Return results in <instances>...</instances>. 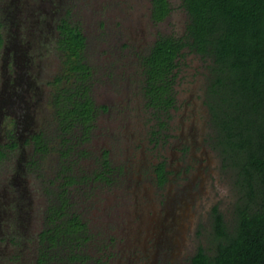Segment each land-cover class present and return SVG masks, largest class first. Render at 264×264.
<instances>
[{
	"label": "rangeland",
	"instance_id": "obj_1",
	"mask_svg": "<svg viewBox=\"0 0 264 264\" xmlns=\"http://www.w3.org/2000/svg\"><path fill=\"white\" fill-rule=\"evenodd\" d=\"M99 1L67 0L73 21L87 35L85 57L94 70L95 102L109 106L95 119L89 158L80 170L94 173L101 149L110 150L111 165L119 167L114 183L92 180L89 188L85 185L73 192V203L91 217L90 263L97 258L105 264H188L199 248L212 252L213 209L230 224L242 197L235 170L214 147L203 103L205 64L188 51L173 86L174 107L169 113L155 114L147 106L135 55L144 53L159 34L182 35L187 16L174 6L177 0L159 24L149 20L147 0H133L125 19L118 5L107 12ZM98 21L105 26L100 28ZM41 50L42 64L49 67L54 56L50 50ZM127 70L132 73L124 74ZM159 119L165 121L163 128L158 127ZM15 159L11 155L0 162V171ZM55 160L54 152L47 153L38 163V174L25 179L31 191L25 192L27 201L38 205L36 211L53 197L50 192L41 197L39 190L57 169ZM161 162L167 171L163 183L154 173ZM108 236L115 242L106 259L96 247L107 242Z\"/></svg>",
	"mask_w": 264,
	"mask_h": 264
},
{
	"label": "trees",
	"instance_id": "obj_2",
	"mask_svg": "<svg viewBox=\"0 0 264 264\" xmlns=\"http://www.w3.org/2000/svg\"><path fill=\"white\" fill-rule=\"evenodd\" d=\"M179 1L187 16L183 34H159L140 57L142 91L155 114L169 113L183 57L188 51L199 56L207 70L203 103L214 147L235 170L242 191L230 224L213 209L212 252L199 248L188 264H264V0ZM173 2L151 0L155 23L168 16ZM57 46L61 71L51 104L57 135L38 136L35 144L43 154L57 152L63 170L56 190L47 191L56 198L49 202L47 228L41 234L46 243L39 262L84 264L91 255L82 248L92 234L72 211L70 195L80 186H75L79 181L70 173L67 157L73 155L71 151L89 153L82 144L91 139L96 116L106 107L97 106L91 94L92 66L85 61V36L79 25L63 21ZM164 126L159 119L158 127ZM164 166L161 162L155 167L160 182L165 178ZM110 168L105 150L96 171L83 178L109 184L113 181Z\"/></svg>",
	"mask_w": 264,
	"mask_h": 264
},
{
	"label": "flooded vegetation",
	"instance_id": "obj_3",
	"mask_svg": "<svg viewBox=\"0 0 264 264\" xmlns=\"http://www.w3.org/2000/svg\"><path fill=\"white\" fill-rule=\"evenodd\" d=\"M132 1L100 0L99 2L107 12L113 4L118 5L121 8L120 11L124 12L125 19L127 9L130 8ZM176 3L177 5L174 6L183 10L180 7L181 2L177 0ZM146 4L149 18H151L149 20L154 23L151 0H147ZM71 6L67 4V0H0V162L6 161L11 155L16 156V159L9 163L10 165L0 171V264H40L42 247L46 243V241L42 242L41 234L47 228V210L50 199L52 200L55 196L51 193L50 195L53 197H50L47 202H42L39 210L36 211L38 205L33 201H27L29 195L25 192L31 194V191L29 188L27 191L25 181L30 175L38 174V163L41 157L52 152L43 154L38 151L35 138L41 135L43 138L57 135L51 104L55 89L53 85L61 71V58L57 43L63 21L66 20L71 25L78 24L82 29L85 36V55L87 35L80 24L73 21ZM98 23L100 28L105 26L103 21H98ZM183 28L185 29V24H183ZM155 40L146 45L147 50L144 53L140 56L138 53L135 55L140 69H142L140 57L147 54L150 45ZM43 48L50 50V54L54 56L53 64L48 63L49 67L42 64L43 52L41 49ZM92 72L94 78L93 68ZM130 73H132L131 70L124 72L126 75ZM93 78L90 83L94 99L95 81ZM95 104L105 106V112L109 109L106 104H97L96 102ZM99 112L105 113L103 109ZM90 141L91 139L83 142L82 146L88 149ZM105 150L101 149L97 157L94 158L97 161L101 159ZM71 152L73 155L67 157L71 162L70 173L77 176L79 183L75 185L76 188L80 186L79 189L72 190L70 196L73 199V192L82 190L85 185L89 188L92 183H90V178H83L86 172L80 170V168L84 169L82 165H84L83 161L89 158L88 153L82 155L77 153L78 151ZM55 154L57 169L53 176L48 178L47 186H44L43 189L40 187L42 193L37 186L41 197L47 191L50 192L51 188L55 191L59 181L62 180V177L59 176L63 170L60 156L57 152ZM107 159L113 179L109 184H112L119 175V167L111 165L110 150L108 149ZM65 165H68V162ZM164 168L165 178L161 183L165 181L167 175L166 166ZM154 173L157 176L156 171ZM157 178L159 180L158 176ZM109 184L104 182V185ZM72 211L77 212L87 223L90 234L91 217L85 215L74 203ZM91 239H93V234L85 241L82 248V252L88 256L90 255ZM107 240L96 249H99L98 252L102 253L104 258L109 259L111 254L108 253V250L115 241L112 236H108ZM89 263L90 258H87L84 264ZM94 263L105 264L97 258H94L90 264Z\"/></svg>",
	"mask_w": 264,
	"mask_h": 264
}]
</instances>
